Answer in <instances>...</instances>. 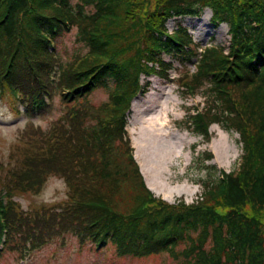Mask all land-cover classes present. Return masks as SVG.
Instances as JSON below:
<instances>
[{"label":"trees","instance_id":"16d2710c","mask_svg":"<svg viewBox=\"0 0 264 264\" xmlns=\"http://www.w3.org/2000/svg\"><path fill=\"white\" fill-rule=\"evenodd\" d=\"M206 8L214 26L229 25L228 52L202 46L182 25L166 26ZM71 28L87 50L63 62L55 41ZM164 54L184 65L179 86L208 99L191 117L195 131L210 135L217 123L242 142L238 169L210 172L189 204H169L148 189L127 138V111L149 85L143 76L170 77L173 62ZM98 87L109 89L100 105L90 99ZM44 94L63 105L48 130L30 121L54 109ZM1 96L28 101V148L9 179H0V237L6 230V248L23 247L18 263L46 237L71 233L83 247L113 246L120 256L167 252L180 264H264V0H0ZM51 173L65 178L66 199L24 213L11 196L37 193Z\"/></svg>","mask_w":264,"mask_h":264},{"label":"rangeland","instance_id":"374dc122","mask_svg":"<svg viewBox=\"0 0 264 264\" xmlns=\"http://www.w3.org/2000/svg\"><path fill=\"white\" fill-rule=\"evenodd\" d=\"M174 19V20H173ZM212 11L210 8L203 10L201 15H184L172 17L167 22V27L170 31L175 30L179 24L187 27L194 40L200 41L202 46H206L211 42L220 44L225 47L226 52L232 46V36L230 27L227 23H222L218 26H213ZM58 51L63 62L70 61L75 54L85 53L87 47L77 40V29L71 28L67 30L58 39ZM202 47L199 49L201 51ZM163 57L167 62L173 60L169 54H164ZM199 55L195 57V61ZM174 70L169 69L170 77L165 80L163 76L152 74L143 76L144 83H150L144 93L138 94L132 101L130 109L127 111L128 124L126 126L127 138L130 142L131 150L134 158L139 165L140 171L143 174L148 189L154 193L156 197L165 199L169 204H176L180 201L192 203L196 200L197 195L202 191L201 180H204L213 172L216 176H220L223 171L230 172L237 168L241 162L243 154L242 142L237 131L227 129L217 123H213L210 128V135L204 136L195 131L194 119L191 117L197 116L203 107H207L208 99L201 93V90L188 89L185 86H179L176 77L184 69L179 60L173 61ZM190 70L194 71V64L189 65ZM175 76L172 80L171 77ZM163 88L169 90V97L177 99V104L169 103L170 116L169 125L171 126L172 134H180L181 136L194 139L195 142L186 144L183 150L186 155L176 159L175 165L172 169L173 174L171 178L165 180L166 189H160L155 183L158 181L154 176L147 177L143 167H148V160L142 154L138 147L140 139L141 123L138 122L137 112L143 104L148 95L162 93ZM109 89L107 87H98L90 95L92 103L97 105L102 104L108 100ZM26 103L28 101L24 98H15L11 96L0 97V164L5 163V168L0 169V179L8 180L7 172L11 168L17 166V156L23 148L27 150L25 143L22 141V133L27 128L28 115H25ZM55 104L54 109L47 111L43 115L34 116L30 121L34 126L40 129L52 127L58 121L62 114L57 108L63 106L60 96H54L50 99L49 106ZM134 104L136 107L134 108ZM166 113V112H165ZM32 124H29L31 126ZM214 129V130H213ZM222 135L227 136L228 141L235 144V157L229 159L225 165H222L217 160V155L212 149L214 140H218ZM22 155V154H21ZM211 155L209 159L208 156ZM207 160H206V159ZM208 168V169H205ZM151 185L158 190L153 191ZM5 182L0 180V191L4 189ZM190 187L194 193L177 194L174 189ZM171 190V191H170ZM38 191V190H35ZM170 191V192H169ZM174 191V192H173ZM15 199L17 206L24 211V213L33 215L36 211L44 209H51L59 205L67 197V185L65 178L56 173L46 175V181L43 182L42 187L37 193L23 192L17 196H11ZM45 231L42 227H40ZM37 229V230H40ZM15 250L6 248L1 252L0 264H180L179 261L173 258L167 252H160L145 257H138L133 255L117 254L116 248L113 246L103 247L100 250H93L91 245L83 247L76 235L67 233L65 237L60 234L46 237V241L42 247L32 251L24 262L18 263L17 260L21 257L22 246L14 245ZM103 252V253H101ZM26 256V255H25ZM105 257V258H104ZM23 258V257H21Z\"/></svg>","mask_w":264,"mask_h":264},{"label":"bare ground","instance_id":"6f19581e","mask_svg":"<svg viewBox=\"0 0 264 264\" xmlns=\"http://www.w3.org/2000/svg\"><path fill=\"white\" fill-rule=\"evenodd\" d=\"M169 95V90L166 88H163L162 93L148 95L145 104L137 112L138 122L141 123L140 139L137 144L139 150L148 160V167H143V170L147 177L150 178L152 175L154 176L152 179L156 177L158 181L155 180V184L160 189L167 188L165 180L172 177L176 159L186 157L183 152L186 144L191 145L195 142L194 139L176 133L170 136L171 126L168 123L170 107L168 104L173 102L176 105L177 99L170 98ZM212 149L222 165H225L229 159L231 160L236 155L235 144L229 142L225 135L213 141ZM151 187L153 191L158 192L152 185ZM174 191L177 194L194 193L190 187L177 188Z\"/></svg>","mask_w":264,"mask_h":264}]
</instances>
